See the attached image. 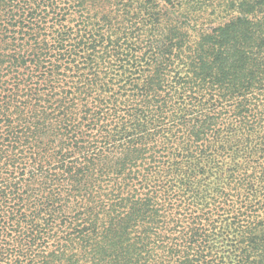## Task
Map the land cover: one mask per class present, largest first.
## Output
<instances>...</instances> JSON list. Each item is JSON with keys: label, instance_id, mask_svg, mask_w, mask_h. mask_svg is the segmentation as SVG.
<instances>
[{"label": "trees", "instance_id": "1", "mask_svg": "<svg viewBox=\"0 0 264 264\" xmlns=\"http://www.w3.org/2000/svg\"><path fill=\"white\" fill-rule=\"evenodd\" d=\"M0 264H264V0H0Z\"/></svg>", "mask_w": 264, "mask_h": 264}]
</instances>
